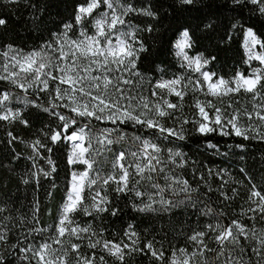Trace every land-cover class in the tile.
Returning a JSON list of instances; mask_svg holds the SVG:
<instances>
[{"label":"snow or ice","instance_id":"snow-or-ice-1","mask_svg":"<svg viewBox=\"0 0 264 264\" xmlns=\"http://www.w3.org/2000/svg\"><path fill=\"white\" fill-rule=\"evenodd\" d=\"M178 2L194 5L196 0ZM231 3H250L264 16V0ZM140 16L156 19L157 13L150 3L138 7L131 0H82L73 20L38 47L27 52L13 45L0 49V82L11 86L0 88V121L28 127L30 122L23 115L27 107L56 120L55 127L41 129L43 140L38 137L29 145L34 151L32 159H46L49 166L34 171L32 178L39 183L41 175L51 178L56 171L51 155H41L42 150L53 152L49 143L68 145L67 162L73 166L54 224L39 226L37 201L31 216H22L20 223L13 225H32L11 245L19 254L16 258L20 264H108L104 255H97L99 249L113 258V264H127L126 257L134 252L150 254L160 264H264V191L252 184L246 200L249 207L240 208L236 218H228L223 209L217 211L194 199L201 185L207 189L203 193L206 198L212 186L203 173L195 187L178 174L176 168H185L188 160L179 149L167 148L164 143L185 140V125L190 123L202 135L219 132L264 141V36L253 28L244 31L245 63L251 66L252 61H258L259 66L249 74L238 71L226 79L208 70L214 57L189 56L194 42L185 28L173 47L181 67L196 75H174L153 82L140 71L139 61L148 51L141 33L154 29L133 22ZM5 23L0 19V25ZM189 95L193 96L190 107L195 109L191 119L183 115ZM42 96L47 97L45 103L40 102ZM238 96L245 97L246 103L234 99ZM14 103L24 107H13ZM128 127L133 131H126ZM8 136L9 143L18 139L12 132ZM213 175L223 178L221 171L208 170V178ZM227 183L217 189L224 202L239 197L235 188L231 195L222 190ZM109 190L117 196L134 195L141 204L133 203V208L140 212H171L203 204L197 211L210 220L193 228L185 236L186 244L173 246L165 260L164 250L156 249L153 241L139 246L138 233L131 224L124 232L130 243H124L105 239L103 229L97 232L92 223L77 219L83 215L95 220L109 211L117 215ZM4 211L0 207V213ZM11 219L0 218V247L14 234L6 223ZM0 264H10L3 253Z\"/></svg>","mask_w":264,"mask_h":264},{"label":"trees","instance_id":"trees-1","mask_svg":"<svg viewBox=\"0 0 264 264\" xmlns=\"http://www.w3.org/2000/svg\"><path fill=\"white\" fill-rule=\"evenodd\" d=\"M81 2L82 0H15V2L0 0V19L6 21L4 25H0V49L13 45L27 52L38 47L51 39L53 33L61 31L64 23L73 20L76 5ZM131 2L138 7L150 3L153 11L157 13L156 19L140 16L133 21L141 27L151 25L154 29L151 33H141L148 51L141 54L139 61L140 71L153 82L174 75L184 74L193 77L196 75L181 67V60L175 55L173 47L185 28L189 30L194 42L189 53L192 56L203 54L206 58H215L207 66L208 70L226 79L238 71L245 74L251 72L253 65L245 63L244 31L253 28L264 36V16L260 15L256 6L250 3L234 6L231 0H196L194 5H181L178 0H131ZM206 25L211 27H205ZM233 25L238 27L233 28ZM147 86L146 82L145 87ZM8 87L11 86L6 82H0V88ZM13 91L20 93L19 89ZM200 98L204 99L203 96ZM234 99L246 103L243 96ZM46 100L47 97L42 96L40 102L45 103ZM185 102L183 115L191 119L195 112V109L190 107L193 96L185 97ZM13 107L24 106L14 103ZM23 115L24 119L30 122L28 127L19 122L10 124L0 121V207L5 208V211L0 213V218L4 216L12 218L6 223L14 233L9 235L8 243L0 247V253L7 257L10 264H20L16 258L19 254L11 245L15 244L21 235L26 234L25 229L32 226L25 223L20 228H15L13 225L19 224L22 216L30 217L33 205L37 201L40 207L39 226L47 227L54 224L64 202L70 173L73 170V166L67 162L69 146L65 144L53 146L49 143V146L53 147V152L49 154L42 150L41 155L44 157L51 155L56 171L52 173L51 178L41 175L39 183L32 178L31 174L34 171L39 168L48 170L49 166L46 159L39 157L32 159L34 151L29 145L38 137L43 140L41 129L47 131L48 127H55L56 120L32 107H27ZM185 129V140L164 142L167 148L179 149L188 160L187 166L183 169L176 168V172L187 178L193 187L200 183L199 174L203 173L213 191L209 192L206 198L203 193L207 192V189L201 185L200 193L193 194L194 199L198 198L210 204L217 211L223 209L228 213V218H236L240 208L249 207L246 200L252 184H256L264 191V141L244 139L234 134L224 136L219 132L202 135L195 131V126L191 123L185 125ZM125 130L133 131L131 127ZM8 132H12L18 139L9 143L11 137L8 136ZM193 169H196L195 175ZM241 169H244V172H241ZM208 170H212L213 173L221 171L223 178L213 175L209 179ZM24 179H28L29 183H23ZM224 181L228 183L222 190L231 195V190L235 188L239 192L238 198L223 201L217 189L221 188ZM53 183L55 188L52 187ZM109 198L112 201L111 207L119 210L117 215L113 216L109 211L95 220L83 215L77 216V219L81 223H92L97 232L103 229L105 239L115 242L123 240L124 243H130L124 232L131 224L138 233L139 246L143 247L148 241H153L156 249L164 250L165 260L171 256L173 246L181 247L186 244L185 236L190 235L193 228L198 225L202 227L210 220L208 217L200 216L197 211V208L204 206L203 204H198L197 208L182 206L174 208L171 212L163 210L140 212L133 208V203L141 204V200L134 195L117 196L109 190ZM87 251L85 249V252ZM96 252L98 256L104 255L108 264H113L112 257L99 249ZM126 262L160 264L150 254L139 252L126 257Z\"/></svg>","mask_w":264,"mask_h":264},{"label":"rangeland","instance_id":"rangeland-1","mask_svg":"<svg viewBox=\"0 0 264 264\" xmlns=\"http://www.w3.org/2000/svg\"><path fill=\"white\" fill-rule=\"evenodd\" d=\"M246 51V50H245ZM188 54H189V56H192L190 53H189V50H188ZM196 56V55H195ZM181 60V59H180ZM257 63V64H256ZM254 64H256L255 66H254ZM251 65H253V67H258L259 66V62L258 61H252V63H251ZM164 79H169V78H164Z\"/></svg>","mask_w":264,"mask_h":264}]
</instances>
